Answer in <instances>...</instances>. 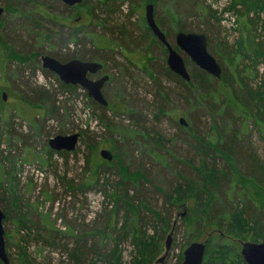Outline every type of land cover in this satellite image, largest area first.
<instances>
[{
	"label": "rangeland",
	"instance_id": "obj_1",
	"mask_svg": "<svg viewBox=\"0 0 264 264\" xmlns=\"http://www.w3.org/2000/svg\"><path fill=\"white\" fill-rule=\"evenodd\" d=\"M154 2L85 0L72 8L61 0H0L4 9L0 16V112L9 124L4 126L0 114V195L11 214L4 224L11 263L19 264L25 254L33 264H74V253L79 250L81 264H108L101 256L117 249L120 264H178L191 243L211 238L203 264H246L242 245L264 242L252 238L254 227L243 222L232 223L235 233L243 236L219 239L220 230L207 224L198 200L189 197L173 208L166 201L164 193L171 194L183 177L197 179V167L204 162L223 173L209 189L214 194V217H229L245 205L246 216L260 223L264 235V130L240 113H217L205 104L197 106L192 89L169 70L166 48L147 26L145 8L153 3L156 23L175 48L178 32L204 34L208 51L224 75L234 74L238 65L251 88L264 79V63L257 65L253 57L235 52L247 30L254 47L264 49V13L248 12L246 2L236 10L232 0ZM180 54L192 82H199L194 77L204 76L203 71ZM20 55L30 58L23 63ZM42 56L58 61L79 56L83 61L102 62L110 76L103 90L108 109L85 97L81 89L76 90L79 97L72 95L57 76L44 74ZM180 118L186 119V127L196 136L210 139L208 155L196 148L198 140L182 131ZM120 130L132 137L146 131L150 143L139 149L133 141L121 140ZM72 134H80L74 152H50L51 138ZM226 144L235 147L233 153L221 146ZM147 148L167 155L165 168L142 160ZM102 150L113 153L112 161L101 157ZM119 161L131 172L140 167L157 169L151 173L156 176L153 185H146L148 192L137 195L136 189H129L144 202L141 214L131 215L140 230L136 237L131 234L117 243L126 214L121 209L115 215V202L107 195L121 180ZM201 197L202 204L209 199ZM152 210L168 216L169 227L162 226ZM26 212L37 225L45 223L42 216L48 215L52 231L47 234L43 225L40 232L17 231L16 220ZM174 223L169 254L164 263H157Z\"/></svg>",
	"mask_w": 264,
	"mask_h": 264
},
{
	"label": "trees",
	"instance_id": "obj_2",
	"mask_svg": "<svg viewBox=\"0 0 264 264\" xmlns=\"http://www.w3.org/2000/svg\"><path fill=\"white\" fill-rule=\"evenodd\" d=\"M155 1L156 0H152ZM154 2V4H155ZM233 2V8L237 10L239 6H244V3H248L249 9L248 12L252 9H255L256 11H260L264 13V0H232ZM83 3H85V0H83ZM153 4V3H150ZM80 18V17H78ZM180 23V21H179ZM251 23H253L251 21ZM181 30V28H180ZM248 34L242 35L243 39L241 43L239 44V51H236V53H240L242 56L251 59L253 57L254 63L257 65L259 63H264V49L262 46H259V49L255 45L254 39H252L251 32L247 30ZM162 46V45H161ZM257 49V50H256ZM166 51V50H165ZM21 62L26 63L29 58L24 56H19ZM71 59H82L81 57H72ZM70 60V59H67ZM89 61H97V60H89ZM44 74L46 75H54L48 70L40 69ZM201 70V69H200ZM202 71V70H201ZM224 71H222V75L219 79L214 78L210 74L206 72H202L204 76H195L194 78H198L199 82L193 83L192 80L189 82H185L183 79L181 80L185 86L190 87L192 90L190 92V95H192L195 99V101L198 103L197 106H204V104L208 108H213L212 110L217 113H225L227 111H232L233 113H240L242 117H244L246 120H250L252 118V121L256 123V125L259 128H262L264 130V79L262 82L257 85L255 88H251L248 85H246L245 81L247 80L246 77H241V73L238 70V65L234 68V74L230 76L224 75ZM177 78H179L177 75H175ZM238 77V78H237ZM239 82L242 84H239ZM62 83V82H61ZM219 84V87H213V84ZM234 83H237L236 86L233 85ZM63 84V83H62ZM64 89L71 90L70 92L72 95H75L76 97H79V94H76L79 89V87H74L70 85L63 84ZM73 90V91H72ZM85 97L86 94H85ZM102 106V105H100ZM108 106H102L104 109H108ZM206 108V107H205ZM117 112V111H116ZM114 112V113H116ZM119 113V112H117ZM2 118H4L5 125L8 126L6 115H3L2 112H0ZM192 128L190 127H182V131H184L186 134H190L191 137L195 138L199 141L196 148L200 149L199 152L206 156L208 155V150L212 148L210 139L208 137H199L195 135V132L191 131ZM127 130L123 131L120 130L118 135L120 136L121 140H130L133 141L134 144L137 146L139 145V149H142V144L146 146L147 143H150V134L146 131H141L137 133L135 136H129L127 134ZM2 135V132L0 131V136ZM162 140L161 137H158V141ZM220 141V140H219ZM243 142V141H240ZM236 144V143H235ZM218 145V144H217ZM152 146V145H151ZM226 149L227 151H230L233 153L235 150L233 146L226 144L221 145ZM153 147V146H152ZM237 148V147H236ZM159 150V149H158ZM53 150L50 149V152L52 153ZM148 154L143 155L141 158L144 161V159L159 164L162 167H166L165 164L168 162L167 155H165L162 150H155L154 148L148 149ZM237 152V149H236ZM59 154H64L67 152H56ZM166 156H164V155ZM149 158V159H148ZM257 161V160H256ZM119 169H120V175L121 180L117 184V189L110 192L107 196L111 198L115 202V209L114 213L115 215L119 212V210L124 209L125 210V217H124V224L122 227V233L121 235L115 240L117 243H119L120 240H123V238L130 236L133 234V238L136 237V232H138L140 229H138L139 225L137 223H134L131 218V215L141 214V209L144 207V202L139 200L136 195H131L129 192L130 188L136 189L137 195L138 194H145V192H148V189L146 188V185H153V181L156 178V176H153V174L156 171V169H150L146 170L140 167L139 170H136L135 172H131L129 169V166L126 165L123 161H119ZM258 163V162H257ZM235 164V163H234ZM236 165V164H235ZM161 167V168H162ZM197 167V166H196ZM198 172L200 176L195 180H188L186 178H181V182H179L174 189L172 190L171 194L164 193V197L166 198V201L170 204L171 208L175 206V204L186 201L189 197H192L197 201L198 209H200L203 213V215L206 218L207 224L215 226L218 228L219 233V239H224L226 235H232L235 237H241L244 234L235 233L234 226H232V223L243 222V226L252 225L254 227L255 235H252V238L255 240L264 239V235L261 233L259 228V222L257 220H254L252 218H249L246 216V208L245 205L243 207L237 208L234 212L230 214L229 217H225L224 215H216L218 217H214V214L216 213L215 208L213 206V203L211 200L214 199V194L210 192V188H213L215 185V182L220 181V174H223L222 171H219L217 169L209 168L204 162L201 163L197 167ZM239 172V171H238ZM98 171L96 172L97 176ZM241 175V173L239 172ZM223 176V175H222ZM241 177H243L241 175ZM97 179V178H96ZM98 182V181H97ZM241 185L240 183H238ZM121 187V188H120ZM159 192L162 190L158 188L157 186H152ZM240 187V186H239ZM146 188V189H145ZM122 189V194L120 193V190ZM150 190V189H149ZM152 190V189H151ZM234 190H238L237 188H234ZM209 197L208 200L205 201V204H202L200 201L202 199L201 196ZM227 196L229 197V193H227ZM227 197V198H228ZM15 200L18 201L19 199L14 196ZM229 200V199H228ZM248 204H250L249 201H247ZM135 204V205H134ZM0 205L2 207V210L4 211L6 218L4 220V224L11 218L10 211L7 209V206L3 205V198L0 195ZM253 206L256 209H260L262 211V206H258V204L254 203ZM248 209V208H247ZM200 211V212H201ZM153 212V210H152ZM264 213V211H263ZM155 218H157V221L161 222L162 226L169 227L170 221L168 216H163L159 212H153L152 213ZM21 216H18L16 223L18 225V230L20 229H27L29 232H40L41 226L46 231V233H50L52 231L51 228V221L49 220L48 215H43L44 222L40 225H37L32 222L29 218V213H23L20 214ZM48 225H47V224ZM30 224V226H29ZM236 224V223H235ZM138 230V231H136ZM213 235V234H212ZM43 237V236H40ZM212 237V236H210ZM51 239V236H48V240ZM211 238H209L207 246L210 244ZM142 246V245H140ZM146 246V244H145ZM73 256L74 264H81L82 261L80 259L81 254L79 253V250H76V253ZM118 254L117 249H113L108 254L102 255V260L105 262H108V264H120V256L117 257ZM208 255V250L206 247L205 257ZM26 255H22V260H20L19 264H33L29 260H26L24 257ZM145 258V257H142ZM183 261V256H179L178 264H181ZM205 263V261H204ZM0 264H3L0 261ZM10 264H13L10 262Z\"/></svg>",
	"mask_w": 264,
	"mask_h": 264
},
{
	"label": "water",
	"instance_id": "obj_3",
	"mask_svg": "<svg viewBox=\"0 0 264 264\" xmlns=\"http://www.w3.org/2000/svg\"><path fill=\"white\" fill-rule=\"evenodd\" d=\"M69 7L81 5L83 0H61ZM4 13V9L0 7V16ZM145 21L154 37L166 48L167 65L171 72L182 78L184 81H191L190 74L186 68L185 61L180 51L186 54L192 63L199 69L210 74L216 79L222 75V68L217 60L208 51V39L204 34L178 32L175 36L176 48L168 41L165 33L156 23L154 16V5L148 4L145 8ZM42 68L54 73L58 79L65 85L78 86L87 91L88 96L102 106H108V102L103 96L102 88L109 80L108 76H104L98 80L88 78V74H95L103 65L97 62L82 61L78 59L61 63L51 56L41 57ZM6 100V95L3 94ZM179 124L183 127L187 126L185 118L179 119ZM80 134L57 135L49 140V148L55 152H74L79 142ZM101 157L105 161H112L114 155L109 150H102ZM6 215L0 205V261L3 264H10L8 253L6 250L4 220ZM175 224L167 237L165 244V253L161 256L157 263H164L169 254L172 237L174 234ZM208 240L204 242H193L183 252V261L181 264H203ZM241 255L246 264H264V242L262 243H244L242 245Z\"/></svg>",
	"mask_w": 264,
	"mask_h": 264
},
{
	"label": "flooded vegetation",
	"instance_id": "obj_4",
	"mask_svg": "<svg viewBox=\"0 0 264 264\" xmlns=\"http://www.w3.org/2000/svg\"><path fill=\"white\" fill-rule=\"evenodd\" d=\"M76 7V6H75ZM72 8H74V7H72ZM16 14H18V11L16 12ZM70 60H72V59H70ZM70 60H59L61 63H66V62H68V61H70ZM74 60V59H73ZM82 61L84 60V59H81ZM85 61H89V60H85ZM91 62H97V63H100V64H102L103 65V67H102V69H100L98 72H96L95 74H88V78H90V79H92V80H98V79H100V78H102V77H104V76H108L109 77V80H110V76L108 75V73H106L105 72V65L102 63V62H99V61H91ZM52 73V72H51ZM54 74V73H53ZM55 75V74H54ZM56 76V75H55ZM108 80V81H109ZM107 81V82H108ZM106 82V83H107ZM106 83H105V85H106ZM104 85V86H105ZM70 86H74V85H70ZM74 87H78V86H74ZM79 89H81L82 91H84L85 93H86V95L88 96V93H87V91L86 90H84V89H82V88H80L79 87ZM103 90H104V87L102 88V93H103ZM4 94V93H3ZM89 97V96H88ZM90 98V97H89Z\"/></svg>",
	"mask_w": 264,
	"mask_h": 264
},
{
	"label": "bare ground",
	"instance_id": "obj_5",
	"mask_svg": "<svg viewBox=\"0 0 264 264\" xmlns=\"http://www.w3.org/2000/svg\"><path fill=\"white\" fill-rule=\"evenodd\" d=\"M239 12V11H238ZM82 182V181H81Z\"/></svg>",
	"mask_w": 264,
	"mask_h": 264
}]
</instances>
